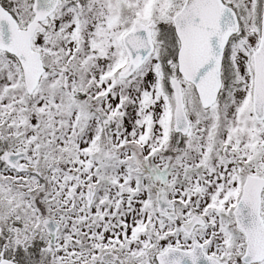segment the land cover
Wrapping results in <instances>:
<instances>
[{
    "label": "snow or ice",
    "instance_id": "1",
    "mask_svg": "<svg viewBox=\"0 0 264 264\" xmlns=\"http://www.w3.org/2000/svg\"><path fill=\"white\" fill-rule=\"evenodd\" d=\"M0 264H264V0H0Z\"/></svg>",
    "mask_w": 264,
    "mask_h": 264
}]
</instances>
